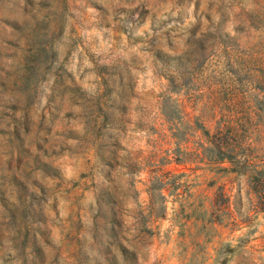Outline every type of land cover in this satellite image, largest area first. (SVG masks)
I'll list each match as a JSON object with an SVG mask.
<instances>
[{"label":"clouds","instance_id":"9594fccd","mask_svg":"<svg viewBox=\"0 0 264 264\" xmlns=\"http://www.w3.org/2000/svg\"><path fill=\"white\" fill-rule=\"evenodd\" d=\"M79 2L83 10L77 14L71 9L65 12L61 0H0V49L7 48L5 39L17 45L12 59L0 56V75L5 71L14 75L21 73L31 45L43 47L49 57L46 62L48 70L35 71L28 81L33 89V112L25 122L27 126L40 123L50 127L47 119L41 121L39 116H47L50 98L63 94L68 84L67 75L74 74L69 67L74 63V57H79L92 73L100 69L114 73L109 80L110 87L123 81L110 99L108 122L99 140L92 135L88 106L83 102L73 108L77 119L70 125V132L60 136L53 134L54 142L50 141L47 147L43 143L49 139L47 136L41 133L29 139L23 128L17 129L15 136L0 135V264H202L203 254L189 257L182 248L171 245L163 225L156 243L145 234L153 230L148 223V199L144 196L132 199L129 180L133 176L126 166L129 153L143 149L145 141L152 138L147 129L161 118V108L173 121L180 118L177 122L180 135L194 132L189 127L191 118L184 114L181 103L183 85L189 79L187 62L165 46L161 53L163 63L157 61L153 69L150 52L143 50L154 35L152 25L150 21L140 23V13L135 11L141 0ZM207 3L208 0H204L202 11L206 10ZM224 4L225 22L221 23L215 10L213 18L226 42H235L241 49H246L245 41L249 37H264V0H224ZM193 12L194 7L187 9L185 27L196 24ZM73 15H76L75 20ZM58 20L63 26L62 33L55 28ZM77 21L78 35L89 52L85 53L77 44L72 49V56L64 51L68 61L64 63L61 49L66 38L73 39L70 32ZM203 24L208 31L217 32L207 20H203ZM138 38L144 40L143 45L136 44ZM89 54L95 57V63L89 60ZM145 59L148 60L147 75L154 83L150 88L140 85L139 96H162V102L153 101L151 107L144 105L142 98L132 101L139 78L137 68ZM61 64L67 72L65 78L58 81L56 72ZM231 71L246 82L252 79L242 65L233 63ZM225 75L230 73L225 71ZM76 79L79 80V76ZM101 87L99 76L93 75L87 88L81 91L87 99L95 100ZM248 88L255 94L251 85ZM22 92V89H13L10 82L0 87V130L5 133L11 134L15 128L9 116L14 115L23 121L20 111L12 113L13 108L22 107L20 101L25 99ZM130 101L131 108L139 106L143 114L132 112L133 126L125 135L122 131L125 124L115 110L129 112ZM137 122L144 131L135 129ZM67 135L74 139H63ZM86 140L89 143L85 149ZM261 140L264 142V136ZM36 143H40L43 151L34 147ZM17 149L30 157L19 167L15 164L21 158ZM238 159L243 162L242 157ZM85 172L87 182L81 180V174ZM47 174L59 177V181L49 179ZM134 178L139 180L140 176ZM58 184L64 187H58ZM74 184L84 185L75 206L64 190ZM76 207L80 210V230L75 235L78 243L73 249L69 243L70 219L75 215ZM262 232L264 227L251 239L255 240ZM246 233L247 229H244L232 237L225 236L223 243H231L234 248L238 243L242 244L238 250L245 251L250 260L261 264L264 251H254L246 243Z\"/></svg>","mask_w":264,"mask_h":264},{"label":"rangeland","instance_id":"374dc122","mask_svg":"<svg viewBox=\"0 0 264 264\" xmlns=\"http://www.w3.org/2000/svg\"><path fill=\"white\" fill-rule=\"evenodd\" d=\"M203 2L204 0H141V4L135 8L140 13V23L150 21L152 25L154 35L143 50L150 52L153 69L157 61L163 63L161 53L165 46L183 56L187 62L189 79L183 85L184 98L181 103L184 114L191 118L189 127L194 132L180 135L181 128L177 123L180 118L173 121L161 108V118L147 129L152 133V138L145 141L143 149L129 153L130 159L126 166L133 176L129 185L133 189V200L140 196L148 199V223L153 226V230L145 234L154 243L159 240L163 225L167 229L170 244L182 248L189 257L203 254L202 264H256L245 251L238 250L242 248V244L238 243L234 248L231 243H223V238L232 237L247 229L246 243L256 252L264 251V232L255 240L251 239L264 227V175L259 183L254 179L257 170L264 173V142L261 140L264 136V37H249L245 41L246 49H241L240 44L235 42H226L220 36V26L213 18L215 10L221 17V23L225 22L224 0H208L205 11H202ZM61 6L65 12L71 9L78 14L83 10L79 0H61ZM191 7H194L193 15L197 22L191 27H185L187 9ZM73 19H76V15H73ZM203 20L217 28V32L208 31ZM78 27L79 21L72 26L70 36L73 39L66 38L61 49L64 63H68L64 51L67 50V55L72 56V49L77 44L85 53L89 52L78 35ZM55 28L62 33L63 26L59 20ZM256 31L259 32V29L256 28ZM135 42L137 45L144 44L142 38ZM4 44L7 48L0 49V56L12 59L17 45L10 39H5ZM40 48L43 49V55L37 52L35 45L29 47L21 73L14 75L5 71L0 75V87H5L10 82L13 89H22L25 97L20 101L21 108L12 109V113H22L23 121L14 115L9 116L15 128L11 134L0 130V135L15 136V131L23 128L29 139L41 133L47 136L49 139L43 142L47 147L50 141L54 142L53 134L60 136L61 133L70 132V125L77 119L73 108L83 102L88 106L87 116L92 135L99 140L108 122L110 99L113 92L123 85V81L110 87L109 80L114 73L110 74L104 69L92 73L79 57H74V63L69 65L74 74L67 75L68 84L63 94L50 98L46 108L47 116H39L41 121L47 119L50 127L40 123L29 127L25 123L30 112H33V89L28 84L33 74L28 75L26 67L37 66V70H48L46 62L49 57L45 49ZM89 60L95 63V57L91 54ZM147 63V59L142 60L137 68L139 78L137 87L133 89L132 101L142 98L144 105L151 107L153 101L161 103L162 96H139L140 85L150 88L154 83L147 75ZM233 63L242 65L252 79L246 82L232 72ZM225 71L230 75H225ZM66 72L67 69L61 64L56 72V79L63 80ZM93 75L99 76L102 85L95 100L87 99L81 91L82 88H87ZM76 76H79V80ZM168 82L171 84L170 80ZM249 85L255 94L249 92ZM129 108L127 113L115 110L125 124L122 129L125 135H128L127 129L133 126L132 112L143 114L141 107L131 108V101ZM135 129L145 130L140 122L135 124ZM63 139L70 140L74 137L67 135ZM88 143V140L84 141L85 149ZM202 146L211 147L207 151L210 156H220L222 153L235 157L238 170L242 173L231 177L220 174V165L208 166L201 160L205 155ZM34 147L43 151L40 143H36ZM17 152L21 158L15 164L19 167L23 160L30 157L26 153H20L19 149ZM238 157L243 158L242 163ZM119 166L118 163L117 167ZM47 175L49 179L59 181V177ZM136 175L140 176L139 180L134 178ZM81 180L87 182L86 172L81 174ZM58 187L64 186L58 184ZM83 188V184H74L64 189L74 206ZM79 211L76 207L75 215L70 219L72 232L69 243L73 249L78 243L75 235L80 230Z\"/></svg>","mask_w":264,"mask_h":264},{"label":"crops","instance_id":"0c3cea01","mask_svg":"<svg viewBox=\"0 0 264 264\" xmlns=\"http://www.w3.org/2000/svg\"><path fill=\"white\" fill-rule=\"evenodd\" d=\"M202 149H204L205 155L203 156V158H201V160L208 166L212 164L220 165L221 167L219 169L222 170L220 174H227L232 177L242 173L240 170H238V161L235 157L225 154H223L222 156H210L209 154H207V151L210 150L211 147L202 146Z\"/></svg>","mask_w":264,"mask_h":264},{"label":"trees","instance_id":"16d2710c","mask_svg":"<svg viewBox=\"0 0 264 264\" xmlns=\"http://www.w3.org/2000/svg\"><path fill=\"white\" fill-rule=\"evenodd\" d=\"M37 52L40 54H42V52H43V49H41V48H38L37 49ZM43 55V54H42ZM47 59V58H46ZM37 70V66H32V67H26V72H27V74L28 75H31V74H33L35 71ZM208 133V132H207ZM15 134H16V131H15ZM220 151V150H219ZM218 151V152H219ZM221 153V152H220ZM223 154L221 153L220 154V156H222ZM264 175V173H263V171L262 170H257L256 171V174H255V176H254V179H255V181H257V183H259L260 182V180H261V176H263Z\"/></svg>","mask_w":264,"mask_h":264}]
</instances>
